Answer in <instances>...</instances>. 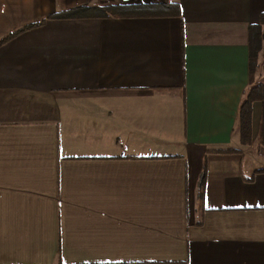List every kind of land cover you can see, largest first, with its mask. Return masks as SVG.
I'll list each match as a JSON object with an SVG mask.
<instances>
[{
    "label": "crops",
    "instance_id": "crops-1",
    "mask_svg": "<svg viewBox=\"0 0 264 264\" xmlns=\"http://www.w3.org/2000/svg\"><path fill=\"white\" fill-rule=\"evenodd\" d=\"M149 3L181 17L0 45V264H264V99L251 145L239 115L264 0H0V42Z\"/></svg>",
    "mask_w": 264,
    "mask_h": 264
},
{
    "label": "trees",
    "instance_id": "trees-1",
    "mask_svg": "<svg viewBox=\"0 0 264 264\" xmlns=\"http://www.w3.org/2000/svg\"><path fill=\"white\" fill-rule=\"evenodd\" d=\"M181 17V7L177 3H149V4H130L105 7H79L72 10L56 13L49 16L41 23L34 24L19 30L0 42V45L20 35L24 31L42 26L47 20L55 19H75V18H172ZM250 73L251 88L246 93L245 98L240 107V131L241 141L244 145H250L252 136V106L254 102L264 99V82L259 83L256 75L262 68L259 64L260 58L264 62V14L260 17L258 26L250 28ZM264 70V66H263ZM263 134V133H262ZM259 136V140H263V135ZM264 172V169L257 173ZM253 176L248 180L252 181ZM205 175L200 180L199 197H204Z\"/></svg>",
    "mask_w": 264,
    "mask_h": 264
},
{
    "label": "rangeland",
    "instance_id": "rangeland-1",
    "mask_svg": "<svg viewBox=\"0 0 264 264\" xmlns=\"http://www.w3.org/2000/svg\"><path fill=\"white\" fill-rule=\"evenodd\" d=\"M263 63L264 62H263L262 58H260V60H259L260 66H262ZM263 66H262L261 69H259V72L256 75V77L259 75V78H258V82L259 83H263L264 82V70H263ZM251 144H252V140H251ZM245 146H248V145H245ZM251 151H252V155H253V162L256 159H258V158H259V160H262V162H264V149H262L259 144L253 145ZM245 156H246L247 159H250V155H249L248 149L245 150Z\"/></svg>",
    "mask_w": 264,
    "mask_h": 264
}]
</instances>
